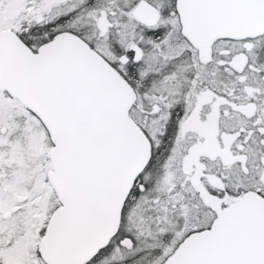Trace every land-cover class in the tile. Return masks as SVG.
Wrapping results in <instances>:
<instances>
[{"label": "snow or ice", "instance_id": "snow-or-ice-1", "mask_svg": "<svg viewBox=\"0 0 264 264\" xmlns=\"http://www.w3.org/2000/svg\"><path fill=\"white\" fill-rule=\"evenodd\" d=\"M0 264H264V0H0Z\"/></svg>", "mask_w": 264, "mask_h": 264}]
</instances>
